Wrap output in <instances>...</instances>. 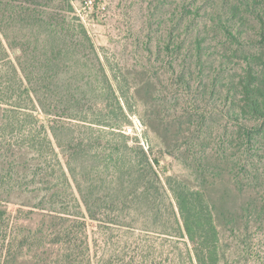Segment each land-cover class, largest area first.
<instances>
[{"label":"trees","instance_id":"obj_1","mask_svg":"<svg viewBox=\"0 0 264 264\" xmlns=\"http://www.w3.org/2000/svg\"><path fill=\"white\" fill-rule=\"evenodd\" d=\"M147 3L119 59L92 1L0 0V264L264 259V0Z\"/></svg>","mask_w":264,"mask_h":264},{"label":"rangeland","instance_id":"obj_2","mask_svg":"<svg viewBox=\"0 0 264 264\" xmlns=\"http://www.w3.org/2000/svg\"><path fill=\"white\" fill-rule=\"evenodd\" d=\"M86 1H92V4L96 3V6L100 10L99 13L98 11H95L98 16L96 20H93L90 18L91 15H89V12L92 11V5L86 10H81V8L78 7L79 14L82 16L83 21L87 25L89 33L91 34L95 43L101 48L102 54H108V56L112 57V54L114 53L119 59L124 58L122 56V51L126 45L130 51L132 50L131 44L135 37L132 35L136 34L134 30H138L144 21L142 14L146 13L145 6L149 0ZM154 1L155 0H152V5L154 4ZM140 5H143V11L140 10ZM130 19L135 24V28L132 31L131 24L129 23ZM127 133L132 134V132L129 130ZM137 133L141 137L142 141H144L145 135H143V132L140 129H137ZM174 168L175 170H178L177 166ZM148 194L156 200L157 205L161 207H158L159 209L162 210L163 208H171L169 198L162 188H159L157 193L150 191ZM262 255L264 256V253H262ZM259 258L256 255L252 261H247V263L244 264H263L264 259Z\"/></svg>","mask_w":264,"mask_h":264}]
</instances>
